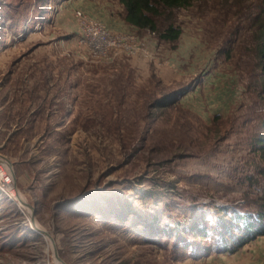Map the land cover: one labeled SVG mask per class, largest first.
<instances>
[{
	"label": "rangeland",
	"instance_id": "obj_1",
	"mask_svg": "<svg viewBox=\"0 0 264 264\" xmlns=\"http://www.w3.org/2000/svg\"><path fill=\"white\" fill-rule=\"evenodd\" d=\"M76 9L146 39L157 58H84ZM263 9L264 0H198L166 11L160 24L183 30L173 46L126 24L116 0H0V153L20 201L0 195V264H56L32 211L65 264L219 255L194 234L255 211L246 199L261 193L247 178L263 165Z\"/></svg>",
	"mask_w": 264,
	"mask_h": 264
},
{
	"label": "trees",
	"instance_id": "obj_2",
	"mask_svg": "<svg viewBox=\"0 0 264 264\" xmlns=\"http://www.w3.org/2000/svg\"><path fill=\"white\" fill-rule=\"evenodd\" d=\"M116 1L122 9L123 21L126 24L139 30L144 29L155 32L160 43L175 46L176 42L181 38L182 28L173 23L162 26L159 19L166 11L189 7L198 0ZM262 13V19L259 24L261 35L258 50L260 66L263 70L261 80L264 93V9ZM219 118V114L215 115L214 120ZM254 146V153L259 155L263 165L258 167L256 175H249L247 180L250 186H256V189H261V193H256L253 199H246V205H253L255 211H247L244 214L237 213L229 219L224 217L219 219V223L217 222L210 229L208 226H204L194 234L200 240L206 237L212 240L217 254H233L257 238L264 236V131L256 136ZM222 210L224 211V209ZM213 234H215V237H212Z\"/></svg>",
	"mask_w": 264,
	"mask_h": 264
},
{
	"label": "built area",
	"instance_id": "obj_3",
	"mask_svg": "<svg viewBox=\"0 0 264 264\" xmlns=\"http://www.w3.org/2000/svg\"><path fill=\"white\" fill-rule=\"evenodd\" d=\"M78 23V33L74 44L83 50L82 55L107 63L116 61L123 56L141 55L148 59H156V53L149 47L144 38H139L133 33L112 30L100 18L91 14L75 10ZM18 191L12 173L0 159V195L12 200L17 205Z\"/></svg>",
	"mask_w": 264,
	"mask_h": 264
},
{
	"label": "crops",
	"instance_id": "obj_4",
	"mask_svg": "<svg viewBox=\"0 0 264 264\" xmlns=\"http://www.w3.org/2000/svg\"><path fill=\"white\" fill-rule=\"evenodd\" d=\"M156 47V45H152ZM176 63V62H174ZM177 64V63H176ZM215 72V71H214ZM214 72L213 70H209L206 73V76H202V85L206 88V86L214 85ZM226 77H223V90L219 89V94L223 95L224 92L227 91L229 85L226 84ZM207 82L206 84L203 82ZM198 82H196L197 84ZM195 84V88L196 87ZM197 90V89H196ZM208 264H264V236L257 238L252 241L248 245L239 249L237 252L233 254H219L215 257H211L206 259Z\"/></svg>",
	"mask_w": 264,
	"mask_h": 264
},
{
	"label": "water",
	"instance_id": "obj_5",
	"mask_svg": "<svg viewBox=\"0 0 264 264\" xmlns=\"http://www.w3.org/2000/svg\"><path fill=\"white\" fill-rule=\"evenodd\" d=\"M0 156L5 159L7 161V163L9 164V169L11 170V172L13 173L14 177H15V185L17 186V176H16V173H15V170H14V166L12 165V163L10 162V160L3 154L0 153ZM20 202V201H19ZM29 221L31 222V224H33V226H35L36 228V232H39L41 235H46L48 237L51 238L52 240V243H53V252H54V258L55 259H61V257L59 256V253L57 251V248H56V244H55V241L52 237V235L46 230V229H42V227H40V224L37 222L35 216H34V213L33 211L30 213V219Z\"/></svg>",
	"mask_w": 264,
	"mask_h": 264
},
{
	"label": "bare ground",
	"instance_id": "obj_6",
	"mask_svg": "<svg viewBox=\"0 0 264 264\" xmlns=\"http://www.w3.org/2000/svg\"><path fill=\"white\" fill-rule=\"evenodd\" d=\"M1 157V156H0ZM2 160V159H1ZM5 164H6V162L4 161V160H2ZM6 166L8 167V165L6 164ZM10 167V166H9ZM8 167V168H9ZM10 170V169H9ZM10 172H11V170H10ZM12 173V172H11ZM12 175H13V173H12ZM14 176V175H13ZM14 178V177H13ZM18 193V192H17ZM16 193V194H17ZM18 196L21 198V201H22V204L24 205V207H25V209H28L29 210V204H27V202H26V200H24L23 199V196H22V194H18ZM41 227V226H40ZM42 229H43V227H42ZM35 230H36V228H35ZM44 235V234H43ZM45 237H46V239H47V242H48V244H47V246H46V251L50 254V255H52V253H53V243H52V240H51V238L50 237H48V236H46L45 235ZM56 264H65V262L63 261V260H60V259H56Z\"/></svg>",
	"mask_w": 264,
	"mask_h": 264
}]
</instances>
